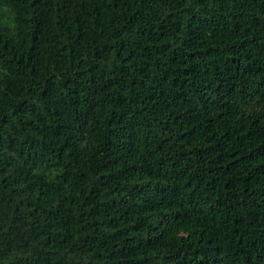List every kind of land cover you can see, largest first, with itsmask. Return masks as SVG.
I'll use <instances>...</instances> for the list:
<instances>
[{"label": "trees", "instance_id": "obj_1", "mask_svg": "<svg viewBox=\"0 0 264 264\" xmlns=\"http://www.w3.org/2000/svg\"><path fill=\"white\" fill-rule=\"evenodd\" d=\"M0 264H264V0H0Z\"/></svg>", "mask_w": 264, "mask_h": 264}, {"label": "rangeland", "instance_id": "obj_2", "mask_svg": "<svg viewBox=\"0 0 264 264\" xmlns=\"http://www.w3.org/2000/svg\"><path fill=\"white\" fill-rule=\"evenodd\" d=\"M5 20H7V19L5 18Z\"/></svg>", "mask_w": 264, "mask_h": 264}]
</instances>
